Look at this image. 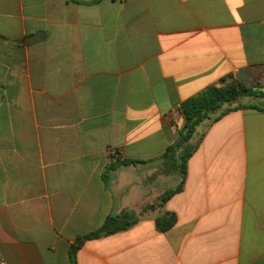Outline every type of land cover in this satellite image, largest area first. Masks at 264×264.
<instances>
[{"label": "crops", "instance_id": "obj_1", "mask_svg": "<svg viewBox=\"0 0 264 264\" xmlns=\"http://www.w3.org/2000/svg\"><path fill=\"white\" fill-rule=\"evenodd\" d=\"M229 76L264 87V0H0L3 263L69 264L75 238L125 210L137 222L84 241L75 264H264V112L199 125L161 209L143 211L175 174L106 172L161 157L180 104Z\"/></svg>", "mask_w": 264, "mask_h": 264}, {"label": "trees", "instance_id": "obj_2", "mask_svg": "<svg viewBox=\"0 0 264 264\" xmlns=\"http://www.w3.org/2000/svg\"><path fill=\"white\" fill-rule=\"evenodd\" d=\"M246 98L264 99V91L257 89L255 86H246L230 76L221 80L219 85L207 86L180 104L179 111L183 118L182 126L179 128L174 142L167 146L161 157L148 161H119L116 158L106 168V172L119 166L147 164L153 167L160 166L167 169L169 174H175L179 178L177 184L166 189L158 197L157 202L148 205L145 210L161 209L173 195L179 193L183 188L187 162L197 150L202 139L201 136L194 140V133L199 125L205 122L206 128H208L223 116L238 110L253 109L264 112V106L244 103L243 99ZM137 220L138 218L134 214L125 210L109 215L99 229L75 238L68 250L69 264H75L76 252L84 241L125 231L132 227ZM175 223L176 216L170 212H163L155 219V227L160 232H166Z\"/></svg>", "mask_w": 264, "mask_h": 264}, {"label": "rangeland", "instance_id": "obj_3", "mask_svg": "<svg viewBox=\"0 0 264 264\" xmlns=\"http://www.w3.org/2000/svg\"><path fill=\"white\" fill-rule=\"evenodd\" d=\"M250 86H255L257 89H259L261 91H264V87H262L261 85H259L257 83H251ZM243 102L244 103H252V104H255L257 106H264V99H251V98H246V99H243ZM158 168H159V170L156 171V173H154V178H157L158 177V178L162 179L163 177L162 176L160 177V175H159L160 172H161V168L162 167L159 166ZM134 170H135V176L138 179L137 180V183L140 184V183L147 182V177H146V170H147V168H145L144 166H140V167L135 168ZM130 171H123V173H121L119 175L121 177V179H120V185L121 186L127 185V184L130 183V181H131L130 176H132V169ZM162 171H163V173L164 172H168V170L167 169H164V168H162ZM122 176H124V177H122ZM163 185H164V187H166V189L173 187L172 184H169V185L163 184ZM147 206L148 205L144 206L143 211L146 209Z\"/></svg>", "mask_w": 264, "mask_h": 264}, {"label": "built area", "instance_id": "obj_4", "mask_svg": "<svg viewBox=\"0 0 264 264\" xmlns=\"http://www.w3.org/2000/svg\"><path fill=\"white\" fill-rule=\"evenodd\" d=\"M0 264H4L3 261H2V259H1V257H0Z\"/></svg>", "mask_w": 264, "mask_h": 264}]
</instances>
